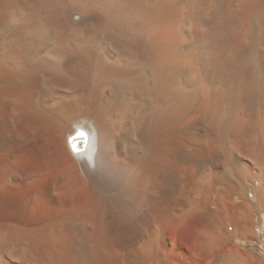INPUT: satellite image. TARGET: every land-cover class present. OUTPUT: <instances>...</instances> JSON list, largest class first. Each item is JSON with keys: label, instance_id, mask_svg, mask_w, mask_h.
<instances>
[{"label": "bare ground", "instance_id": "bare-ground-1", "mask_svg": "<svg viewBox=\"0 0 264 264\" xmlns=\"http://www.w3.org/2000/svg\"><path fill=\"white\" fill-rule=\"evenodd\" d=\"M183 1L0 0V264H169L165 219L181 264L257 256L264 0ZM132 212L145 234L125 247Z\"/></svg>", "mask_w": 264, "mask_h": 264}, {"label": "rangeland", "instance_id": "rangeland-1", "mask_svg": "<svg viewBox=\"0 0 264 264\" xmlns=\"http://www.w3.org/2000/svg\"><path fill=\"white\" fill-rule=\"evenodd\" d=\"M74 1L79 2V3H81L82 5L85 6V5H89V3L93 2L94 0H74ZM99 1L103 2L107 6H115L114 0H104V1L99 0ZM177 2H180V4L184 3L183 0H177ZM124 15H125V18H123L124 21H121L122 22L121 24L123 25L124 24L123 22H125V25H127L126 28H131L132 31L134 30L137 33L140 32V34H141L142 33L141 32L142 29L138 25V22H137L138 19H135L134 16L128 11L126 13H124ZM200 15H199V18H200V21H201V16ZM110 22L114 23L113 21H109L108 19L106 20L107 24H109ZM128 24H129V26H128ZM122 27H124V25ZM42 60H43V62H42L43 66L45 68H47V69H50V68L52 69L53 68V69H56V70H60V69H58L59 67L63 69V67L60 64H58V62L55 61L53 58L51 59L50 55L47 54V53L43 56ZM99 78H100V76H98L97 74L93 73L92 77H91V80H92L91 83L93 82L92 84H96V82L99 81L97 84L101 83V85H102V83L104 82L103 85H105V81H106V85H108L107 82H110L109 85L114 84V81H108V80H105V79H104L105 80L104 81L102 79L99 80ZM128 82H130V80ZM115 83L119 87H124L125 86V84H122L121 82H116L115 81ZM120 85H122V86H120ZM207 121H209V122H207ZM204 123H205V126H207L209 128H211L213 126L211 129L221 130V129L224 128V127L223 128L221 127L222 124H221V122L220 123L218 122V119L217 120L215 119L214 123L212 121H210L209 119H207ZM197 126H199V127H197ZM184 129H186V130L187 129H191V130H194V132L198 133V131L201 130V121L198 122L197 124H195V126L194 125L191 126V127L187 126ZM136 145H138V144H136ZM136 145L135 144L129 145L128 146V150L129 151L131 150L130 153L134 154L136 156V158L139 160V159H142V158H138V157H140L139 154H141L142 152L144 153L145 149L143 148L144 144H141L142 146H140V144H139V147L136 146ZM139 152H141V153H139ZM136 153H137L138 157H137ZM141 156H142V154H141ZM139 161L142 163L141 160H139ZM129 179L132 180L134 178L130 177ZM169 179H170L169 183L171 184V186L172 187L173 186L176 187V183L178 182V177L174 173H172V175H170ZM28 185L29 184H27L25 187L24 186L20 187L22 190L20 188H16L15 190H12L10 193L13 194L14 196H18V193H19V196L23 197V199L30 200L31 195L34 192L38 191L40 189V186L38 184H34V183H31L30 186H28ZM25 188H27L28 190H26ZM18 189H20V190H18ZM16 191L18 193H16ZM136 213L137 212H132L130 214V217L126 218V221L124 222V225H123L124 234L125 235L122 237V241H123L125 247H128L132 243L140 241L144 237V234H145L144 233L145 232L144 231L145 228H142L143 224H144L143 217L139 213H137V214ZM29 214H31L30 216L34 215L31 211H29ZM163 221L161 222L162 224H164L163 225V236H162V240L159 241L160 249L158 251H159L160 255L162 256L163 260H165L169 264H181V261H182L181 257H182L183 249L182 248H178L176 243H177V241L182 239L183 235H182L181 231L177 230V228L174 226V224L172 223L171 220L165 219ZM140 223H141V225H140ZM190 223L191 222H189L188 225H190ZM262 226L259 227L255 231L256 237L257 238L259 237L262 242H258L256 240H249V241H243L242 242L243 244H245L248 247L253 246L254 248H256L255 250L258 253L257 256L256 255L255 256L251 255L249 257V255H244V256H239L238 255L237 258H234V259L231 258L230 260L226 259L223 262V264H264V224H262ZM242 257H244V258H242ZM247 258H248V260H247ZM203 259L204 258H201V264H208L209 263L208 259L207 260H205V259L203 260ZM152 264H154V263H152Z\"/></svg>", "mask_w": 264, "mask_h": 264}, {"label": "snow or ice", "instance_id": "snow-or-ice-1", "mask_svg": "<svg viewBox=\"0 0 264 264\" xmlns=\"http://www.w3.org/2000/svg\"><path fill=\"white\" fill-rule=\"evenodd\" d=\"M81 135H83V134H81Z\"/></svg>", "mask_w": 264, "mask_h": 264}]
</instances>
